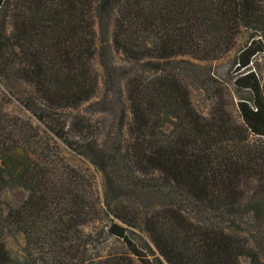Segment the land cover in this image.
<instances>
[{"label":"trees","instance_id":"obj_1","mask_svg":"<svg viewBox=\"0 0 264 264\" xmlns=\"http://www.w3.org/2000/svg\"><path fill=\"white\" fill-rule=\"evenodd\" d=\"M0 264H264V0H0Z\"/></svg>","mask_w":264,"mask_h":264},{"label":"rangeland","instance_id":"obj_2","mask_svg":"<svg viewBox=\"0 0 264 264\" xmlns=\"http://www.w3.org/2000/svg\"><path fill=\"white\" fill-rule=\"evenodd\" d=\"M206 69L210 70L212 74L218 77V79L221 81L230 79V73H229L230 72V59L229 57L207 63ZM122 90L120 89V92H115V94L110 93L104 87L103 82H101L99 96L93 100L94 102L92 101L93 102L92 105H89V104L85 105L84 109L88 110V112L97 110L98 112L96 114L107 112L109 113V116L112 118L116 116L115 114H116V111L118 110L117 104H118L119 99L120 98L123 99L125 96V92ZM189 90H190L191 100H192L194 107L200 113L207 114L211 106V101L209 99L208 94L197 83L195 84V83L189 82ZM100 100H105V101H101V103H96L97 101H100ZM65 153L72 162L78 163V159L80 158L78 155H74L75 157H73L72 154L69 153V151L68 153L67 151ZM25 196H26V191L21 187L7 188L3 192V197L9 203L13 205L19 204L25 198ZM22 242H23L22 238L19 236L16 238L8 239V244L13 254L18 255L20 253ZM109 245L113 246L114 241H111V242L109 241ZM240 259L243 263H247L248 261V259L244 256H241Z\"/></svg>","mask_w":264,"mask_h":264}]
</instances>
